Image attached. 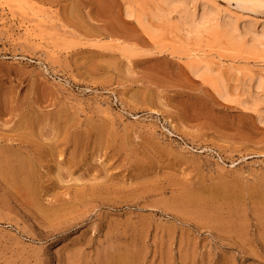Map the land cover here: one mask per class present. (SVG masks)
<instances>
[{
    "label": "rangeland",
    "instance_id": "374dc122",
    "mask_svg": "<svg viewBox=\"0 0 264 264\" xmlns=\"http://www.w3.org/2000/svg\"><path fill=\"white\" fill-rule=\"evenodd\" d=\"M130 1L0 0V264H264V105L212 57L221 101Z\"/></svg>",
    "mask_w": 264,
    "mask_h": 264
},
{
    "label": "bare ground",
    "instance_id": "6f19581e",
    "mask_svg": "<svg viewBox=\"0 0 264 264\" xmlns=\"http://www.w3.org/2000/svg\"><path fill=\"white\" fill-rule=\"evenodd\" d=\"M150 1L151 5L146 9L138 0L128 2L126 18L136 21L144 34L156 44L162 37V30L158 27L162 24L171 31L176 29L184 32L187 38H192L194 47L190 49L185 45L188 49L183 58L186 67L194 79L211 89L223 102H230L232 96L224 79L215 71L212 57L221 61L230 59L233 64L243 67L238 72L242 74V86L248 93V102L245 100L241 104L258 108L264 105V75L252 76L245 70L252 63L264 66V23L258 24L257 20L246 19L228 9L234 1L240 12L248 11L249 6L250 9H264V0ZM119 47L123 56L139 54L138 50L128 45L120 44ZM259 123L264 125V112L259 115Z\"/></svg>",
    "mask_w": 264,
    "mask_h": 264
}]
</instances>
